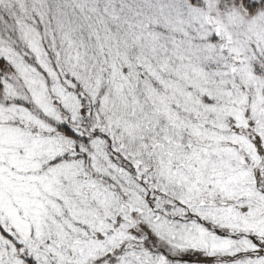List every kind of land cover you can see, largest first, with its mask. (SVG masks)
I'll use <instances>...</instances> for the list:
<instances>
[{
	"label": "snow or ice",
	"instance_id": "obj_1",
	"mask_svg": "<svg viewBox=\"0 0 264 264\" xmlns=\"http://www.w3.org/2000/svg\"><path fill=\"white\" fill-rule=\"evenodd\" d=\"M0 264H264V0H0Z\"/></svg>",
	"mask_w": 264,
	"mask_h": 264
}]
</instances>
